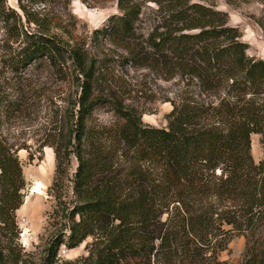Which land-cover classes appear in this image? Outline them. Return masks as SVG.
<instances>
[{
	"label": "trees",
	"instance_id": "obj_1",
	"mask_svg": "<svg viewBox=\"0 0 264 264\" xmlns=\"http://www.w3.org/2000/svg\"><path fill=\"white\" fill-rule=\"evenodd\" d=\"M155 2L164 14L145 52L132 47L141 16L135 0H117L120 13L95 35L125 48L133 65L186 81L165 128L145 125L117 96L95 94L101 65L78 38L51 34L41 23L45 32H22L24 47L12 68L47 67L75 88L49 137L56 138L57 163L49 191L63 226L42 264H206L207 251L226 249L230 236L224 233L264 242V159L255 162L251 143L252 135L264 138V60L248 56L242 33L230 26L218 0ZM0 18L21 25L6 0H0ZM255 23L264 37V15ZM22 98L0 93V115L24 112ZM107 105L119 123L93 125L94 110ZM72 157V195H65ZM25 188L19 157L0 128V264L7 257L21 260L16 212ZM88 239L87 257L58 258L62 246L73 250Z\"/></svg>",
	"mask_w": 264,
	"mask_h": 264
},
{
	"label": "rangeland",
	"instance_id": "obj_2",
	"mask_svg": "<svg viewBox=\"0 0 264 264\" xmlns=\"http://www.w3.org/2000/svg\"><path fill=\"white\" fill-rule=\"evenodd\" d=\"M135 1L141 7V16L132 47L143 53L147 49L150 33L164 12L159 10L156 0ZM262 1L264 3V0H232L229 4L225 0H218L219 9L229 15L230 26L242 33V40L249 47L248 56L256 60H264L263 32L255 23V19L264 15ZM19 3L30 12L27 16ZM6 5L22 19L21 25L16 26L13 22L5 24L0 18V93L7 97L9 95L10 99L23 96L21 101L27 104L24 105V112L0 115L1 131L7 143L16 151L26 181L24 203L16 212L20 241L15 250L21 257L19 264H42L49 242L63 226V220L54 213L57 201L49 191L57 165L52 146L56 138L49 137L60 125L75 88L72 80L64 81L63 76L47 67L31 65L20 71L12 68L11 60L24 47L22 32L43 31V24L48 25L51 34L64 39L67 36L75 37L85 43L89 55L101 65L102 74L95 94L107 98L108 95L117 96L127 107L137 109L147 126H167L168 114L173 109L172 102L179 101L186 81L179 76L168 81L149 68L133 65L125 48L95 35V31L108 24L110 17L120 13L117 0H6ZM28 17L37 22L29 24ZM38 23L41 25L38 26ZM15 27L21 36H15ZM118 123L119 119L110 105L100 106L93 112V125L112 127ZM262 141L264 138L261 135H252V155L256 163L264 159ZM44 144L47 147L42 149ZM70 165L68 177L64 180L65 195H72L70 179L77 167L74 157ZM35 182L42 184L41 193L31 195ZM221 237H229L226 249L207 251L203 257L206 264H264L263 240L249 241L235 233H224ZM91 241L88 239L73 250L62 246L58 258L62 262H73L87 257L86 247ZM4 264L15 263L7 257Z\"/></svg>",
	"mask_w": 264,
	"mask_h": 264
},
{
	"label": "bare ground",
	"instance_id": "obj_3",
	"mask_svg": "<svg viewBox=\"0 0 264 264\" xmlns=\"http://www.w3.org/2000/svg\"><path fill=\"white\" fill-rule=\"evenodd\" d=\"M41 188H42V184L39 182H35L31 190V195L36 194V193L40 194Z\"/></svg>",
	"mask_w": 264,
	"mask_h": 264
},
{
	"label": "built area",
	"instance_id": "obj_4",
	"mask_svg": "<svg viewBox=\"0 0 264 264\" xmlns=\"http://www.w3.org/2000/svg\"><path fill=\"white\" fill-rule=\"evenodd\" d=\"M23 235V234H22ZM21 238H22V236H21Z\"/></svg>",
	"mask_w": 264,
	"mask_h": 264
}]
</instances>
